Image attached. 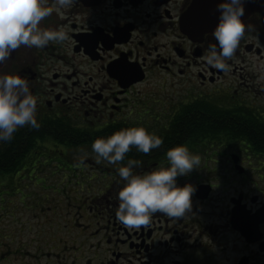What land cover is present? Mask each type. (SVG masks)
Listing matches in <instances>:
<instances>
[{
  "label": "flooded vegetation",
  "instance_id": "flooded-vegetation-1",
  "mask_svg": "<svg viewBox=\"0 0 264 264\" xmlns=\"http://www.w3.org/2000/svg\"><path fill=\"white\" fill-rule=\"evenodd\" d=\"M190 1L77 0L41 21L65 26L68 40L21 46L0 66V74L27 79L38 97L40 127L14 134L24 157L17 173L37 175L81 147L92 152L86 142L121 128L143 126L164 141L146 154L133 146L115 167L87 159L89 181L75 184L95 193L62 198L64 205L38 199L27 207L34 210V229L9 231L15 208L5 196L18 183L0 180V264H264V80L256 71L264 60L261 15L241 18L252 27L226 73L201 59L215 43L212 32L192 41L181 31ZM218 3L206 0L202 9L216 13ZM191 109L225 114L238 130L174 133V125L190 121ZM179 144L201 156L197 169L176 178L196 187L191 211L177 219L156 213L148 225L126 227L115 215L124 183L117 167L128 158L142 162L135 169L141 173L167 166L166 151Z\"/></svg>",
  "mask_w": 264,
  "mask_h": 264
},
{
  "label": "clouds",
  "instance_id": "clouds-1",
  "mask_svg": "<svg viewBox=\"0 0 264 264\" xmlns=\"http://www.w3.org/2000/svg\"><path fill=\"white\" fill-rule=\"evenodd\" d=\"M77 0H0V63L5 62L21 46L41 49L50 42L68 40L65 26L42 27L41 21L53 12L63 14ZM245 0H219L218 18L209 43L201 57L207 66L230 72L232 58L239 47L246 29L242 21ZM259 46V44H258ZM258 79L264 80V60L256 65ZM38 97L32 93L29 81L18 74H0V143L10 142L14 134L28 126L38 129ZM163 137L149 132L143 126H131L114 131L111 135L93 140L91 150L97 164L102 161L118 164L134 146L138 152L149 153L163 144ZM168 165L156 166L150 171H135L139 159L128 158L116 172L124 182L117 193L116 218L129 228L148 225L156 213L170 218L184 217L191 211L192 195L196 187L191 183L179 185L178 176H186L197 169L201 156L190 151L186 144H179L165 153ZM88 153L83 152L77 163L83 165Z\"/></svg>",
  "mask_w": 264,
  "mask_h": 264
},
{
  "label": "rangeland",
  "instance_id": "rangeland-1",
  "mask_svg": "<svg viewBox=\"0 0 264 264\" xmlns=\"http://www.w3.org/2000/svg\"><path fill=\"white\" fill-rule=\"evenodd\" d=\"M90 148L81 147L77 152L71 155L61 156L59 161L53 167H44L41 170V173L38 172L37 175L33 174L28 176L27 174H18L16 175L15 181L18 183L17 188L14 189V193L10 196H5L9 200L7 204H10L11 207L15 208V213L11 218L7 220L8 229L9 231H15L17 229L28 227L27 224L31 225L30 222L31 216L34 214V210L29 209L32 208L38 199H48L51 200L52 198L58 199V203L62 202L64 205L65 202L61 201L62 198H73V197H84L85 195H92L94 192L91 190H85V188L78 187L76 182L79 181H89L88 177L90 176L91 170L89 167L92 166L91 164L85 163L87 159L95 162V154L89 152ZM75 150V151H76ZM87 152L88 156L84 161L83 165H79L77 163V158L83 153ZM96 163V162H95ZM76 166L74 170H68L67 166ZM78 165V166H77ZM96 165H101L104 168L106 166H112L107 162L102 161L101 163ZM113 165V167H115ZM53 173V174H51ZM34 176H36L34 178ZM38 182L39 184L33 185V183ZM57 186V192H54L52 187ZM22 193H17L19 189H22ZM44 204H49V201H43ZM61 206V205H60ZM29 207V208H27ZM25 209L26 211H22L21 209ZM72 213H77L76 208L72 209ZM27 221V222H26ZM59 223H62L63 220L60 218L58 219ZM26 222V224H25Z\"/></svg>",
  "mask_w": 264,
  "mask_h": 264
},
{
  "label": "trees",
  "instance_id": "trees-1",
  "mask_svg": "<svg viewBox=\"0 0 264 264\" xmlns=\"http://www.w3.org/2000/svg\"><path fill=\"white\" fill-rule=\"evenodd\" d=\"M204 114H211L210 116H204L202 112L198 111V109H191L186 114V117L190 119L186 124H177L172 127L173 132L175 133H203L207 131H214L219 128H235L238 130L236 123H230V120L225 114H215L209 111L204 110ZM236 125V126H234ZM242 127L250 126L240 124ZM243 130V128H239ZM249 129V128H247ZM244 132V130H243ZM257 132V131H256ZM40 137L43 134L39 135ZM93 142V141H92ZM91 141L86 142V145L91 147ZM172 142H175L172 141ZM7 147L3 150H0V180H8L10 182H14L16 175L21 174L17 173L18 166L23 162L24 157L21 155L20 142L17 139L13 138L10 142H7ZM5 145V147H6ZM76 145V144H75Z\"/></svg>",
  "mask_w": 264,
  "mask_h": 264
},
{
  "label": "water",
  "instance_id": "water-1",
  "mask_svg": "<svg viewBox=\"0 0 264 264\" xmlns=\"http://www.w3.org/2000/svg\"><path fill=\"white\" fill-rule=\"evenodd\" d=\"M205 3L206 0H191L181 15V31L192 41L200 39L206 32H212L217 23L219 13L203 10L202 7ZM244 9L243 17L248 16L253 11H258L264 26V0H245ZM3 63H0V66Z\"/></svg>",
  "mask_w": 264,
  "mask_h": 264
}]
</instances>
